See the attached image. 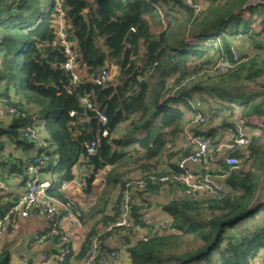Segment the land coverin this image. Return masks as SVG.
I'll use <instances>...</instances> for the list:
<instances>
[{
  "label": "trees",
  "instance_id": "trees-1",
  "mask_svg": "<svg viewBox=\"0 0 264 264\" xmlns=\"http://www.w3.org/2000/svg\"><path fill=\"white\" fill-rule=\"evenodd\" d=\"M207 2L197 14L181 0H0V100L11 98L27 115L0 118V167L28 178L27 160L15 152L28 156L42 150L22 138L30 120L41 121L37 129L47 143L48 193L69 203L89 227L79 247L70 244L65 264H82L98 230L118 219L121 193L133 175L148 181V193L137 192L134 218L150 208L161 185L149 176L160 170L165 154L171 159L180 153L175 139L185 111L226 113L219 127L228 125L234 110L246 117L264 114V3ZM59 5L77 51L76 82L58 67L66 62L57 33ZM246 8L250 16L243 15ZM250 41L262 50L261 60L247 50ZM232 47L240 52V63L211 77V85L188 82L212 66L217 53L233 61ZM105 65L118 74L98 85L94 78ZM86 94L107 116L105 127L97 111L82 103ZM194 131L218 143V128ZM93 140L99 147L87 161L86 145ZM232 153L239 167L228 172L227 194L164 201L160 207L171 228L126 245L128 264H250L264 251V127ZM78 168L85 170L81 177ZM77 179L85 205L64 188ZM169 189L175 193L174 186ZM0 264H16L8 250L0 252Z\"/></svg>",
  "mask_w": 264,
  "mask_h": 264
},
{
  "label": "built area",
  "instance_id": "built-area-1",
  "mask_svg": "<svg viewBox=\"0 0 264 264\" xmlns=\"http://www.w3.org/2000/svg\"><path fill=\"white\" fill-rule=\"evenodd\" d=\"M186 5L201 7L193 0H181ZM252 4L264 3L263 0H252ZM249 4L247 5V7ZM59 29L58 37L61 46L66 54V62L63 67L66 72L73 74L76 82L78 76L74 73L77 67V51L69 42L68 25L64 18V11L59 5ZM248 11L247 8L244 12ZM233 61L225 55L218 56L211 68V73H226L241 62V58L235 47L231 48ZM114 77L113 71L108 65L101 68L94 78L98 85L106 84ZM173 79L168 78V82ZM11 98L4 97L0 100V118L18 115L27 118V115L19 110L11 102ZM82 103L90 109L97 111L102 125L107 124V116L98 111L90 101L89 94L82 99ZM74 115V112H71ZM226 119V113L219 112L213 115L209 112H184L182 119V131L176 141V150L180 153L174 158L169 159L168 154L164 155V163L160 170L151 173L149 178L153 184H160L161 189H169L174 186L180 197L191 200L200 199H220L227 194L228 185L226 182L228 172L239 167V158L232 152L240 151L246 147L252 137L264 127V114L240 116L234 110L228 118V125L219 127ZM196 128H218V143L215 145L211 139L195 133ZM104 137L109 135L108 128L102 132ZM22 138L26 141H34L42 148L27 159L28 178L25 188L16 200H9L0 194L1 208L7 207L5 212L0 209V242L3 235L12 226L13 219L16 217L26 218L30 215L37 216L44 220L43 233L32 239L33 242H43L50 240L53 246L52 252L41 255V263L46 264H65L66 258L71 252V234L69 229L74 227L81 228L83 223L78 214L70 209V204L65 203L48 193L51 186L49 179L43 177V168L48 166L49 156L47 154V143L43 134L37 129L35 119L28 122L22 130ZM87 153L85 160L97 153L99 141L93 140L87 143ZM226 166L228 171H225ZM0 188L4 187L0 179ZM67 188V187H66ZM160 189V190H161ZM148 193V181L143 174L133 175V182L127 184L126 189L121 193V210L117 220L103 225L91 241L88 255L82 264H96L98 261H108L109 259L119 261L121 252L115 248L107 246L108 235L112 234L119 238L137 236L140 240H150L156 232L168 230L172 226V221L156 220L151 211L142 210L137 219L133 216V206L139 204L137 192ZM117 194L114 197L117 198ZM250 264H264V261L251 258ZM29 264H36L30 262ZM39 264V263H37Z\"/></svg>",
  "mask_w": 264,
  "mask_h": 264
},
{
  "label": "crops",
  "instance_id": "crops-1",
  "mask_svg": "<svg viewBox=\"0 0 264 264\" xmlns=\"http://www.w3.org/2000/svg\"><path fill=\"white\" fill-rule=\"evenodd\" d=\"M114 77L118 74L116 69H113ZM11 150L15 151L14 148L11 146ZM37 153V151H32L29 153L28 156H32L33 154ZM17 156H23V159L27 160V154H23L19 151L15 152ZM78 177H81L82 174L85 172L84 169L78 168ZM47 175H43V177H47ZM0 179L6 188H0V194L7 197L9 200H15L20 193L25 188L27 173L25 174H18L17 172L13 171L9 168H1L0 167ZM79 180L77 179L75 182L68 183L64 186L65 189L70 190L71 196L73 200H78L81 205H85V201L83 198L82 191L80 190L78 184ZM67 187V188H66ZM170 189L160 190V192L156 195H152L150 200L152 203V207L150 211L152 212L154 218L156 220H169V216L164 213L161 209V203L156 202L155 198L157 196H169L172 197L176 195ZM180 195L179 193L177 196ZM169 199V198H168ZM167 199V200H168ZM165 201V200H164ZM0 203V209H1ZM94 222V221H93ZM83 223V222H82ZM89 223H92L91 221ZM88 225V224H87ZM87 227L84 223L81 228L74 227L69 229V233L71 234L74 240H79L81 242L85 236V231ZM44 231V220L30 215L26 218L16 217L13 219L12 226L8 232L3 235V238L0 242V252L3 250H8L12 255V260L16 264H29L30 262H36L39 264L41 263V255L46 252H52L53 246L50 240H45L43 242H33L32 239L34 237L40 236ZM125 239V240H124ZM119 238L112 234L108 235L107 238V246L111 248L118 249L121 252V259L119 261L113 259H109L108 261H98L96 264H128V253L126 251L127 246H132L136 243V241L140 240L137 236H131L126 238ZM127 239V240H126ZM127 245V246H126ZM79 247V244L77 245ZM259 260L264 261V251L257 257ZM46 264H52L48 262Z\"/></svg>",
  "mask_w": 264,
  "mask_h": 264
},
{
  "label": "rangeland",
  "instance_id": "rangeland-1",
  "mask_svg": "<svg viewBox=\"0 0 264 264\" xmlns=\"http://www.w3.org/2000/svg\"><path fill=\"white\" fill-rule=\"evenodd\" d=\"M251 1V0H250ZM193 2L195 3V4H198L199 6L201 5V7H193L192 5H188V6H191V7H193L194 9H195V11H196V13L197 14H199L202 10H203V8L204 7H206L207 8V6L209 5V4H207L208 2H207V0H193ZM243 15L244 16H250V12L249 11H246V12H244L243 13ZM243 40H241L240 42H242ZM246 43H250V44H248V45H246V47H247V50H249V51H251V53L252 54H254V55H258V60H261V56H262V50H260L259 48H256L255 46H254V44L253 43H251V41L250 42H246ZM236 49H237V47H235ZM237 51H238V49H237ZM238 54H239V56H240V52L238 51ZM218 56H220V54L219 53H217V54H215L213 57V59L212 60H214L215 61V59L218 57ZM213 61V62H214ZM192 64H196V62H193ZM203 66H206V64H204ZM205 68V67H204ZM211 68H212V66H209V68L208 67H206L205 69H201L200 71H199V74L197 73V74H194L193 76H190L191 78H190V80L188 81V82H192V81H206V80H208V81H206L209 85H211L213 82H215L214 80L213 81H211V77H213L214 76V74H212L211 73ZM75 72H77V69L75 70ZM79 73H83V70H81V69H79V71H78ZM251 87H255V83L253 82V83H251ZM38 120V119H37ZM41 126V121H37V123H36V127H40ZM263 175H264V171H263V173H262ZM56 176H58V173L55 175V177ZM261 184H264V177H263V180L261 181ZM177 194L178 193H176V195H174V196H172V197H169V196H162V195H160V196H157L155 199V201L156 202H160V204L161 203H164V200L166 201L168 198H173V197H177ZM178 196H180V195H178ZM139 202H140V200H139ZM150 203H151V201H150ZM152 205V204H151ZM151 208H153L152 206H150V208H148V209H143V210H148V211H150V209ZM155 208V207H154ZM153 208V209H154ZM162 209V208H161ZM89 228V227H88ZM89 230V229H88ZM87 230V231H88ZM84 233H86V231L84 232ZM80 242H79V240H74L73 238H71V243L70 244H72V246H76V245H78Z\"/></svg>",
  "mask_w": 264,
  "mask_h": 264
},
{
  "label": "water",
  "instance_id": "water-1",
  "mask_svg": "<svg viewBox=\"0 0 264 264\" xmlns=\"http://www.w3.org/2000/svg\"><path fill=\"white\" fill-rule=\"evenodd\" d=\"M84 15H86V13H84ZM132 33H133V30H131V31L128 33V36H131ZM58 67H61V69H62L63 71H65L64 67L61 66L60 64H58ZM140 69H141V66L139 65V66L135 69V72H136V71H139ZM70 77H71V78L73 77L72 74H70Z\"/></svg>",
  "mask_w": 264,
  "mask_h": 264
},
{
  "label": "bare ground",
  "instance_id": "bare-ground-1",
  "mask_svg": "<svg viewBox=\"0 0 264 264\" xmlns=\"http://www.w3.org/2000/svg\"><path fill=\"white\" fill-rule=\"evenodd\" d=\"M252 2V0L249 2V4H252L251 3ZM58 10V9H57ZM59 12V11H58ZM65 18V17H64ZM59 24H58V28H57V33H58V29H59ZM134 31V30H133ZM69 42H70V40H69ZM71 43V42H70ZM72 44V43H71ZM69 74H71V73H69ZM72 76H73V74H72ZM73 78V77H72ZM74 80V79H73ZM76 113L74 112V115H75ZM74 115H72V116H74ZM78 115V114H77Z\"/></svg>",
  "mask_w": 264,
  "mask_h": 264
}]
</instances>
